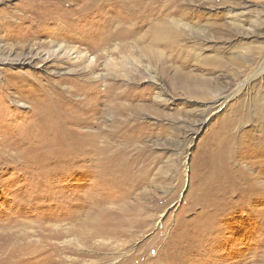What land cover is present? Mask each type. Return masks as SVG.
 <instances>
[{
  "label": "rangeland",
  "instance_id": "obj_1",
  "mask_svg": "<svg viewBox=\"0 0 264 264\" xmlns=\"http://www.w3.org/2000/svg\"><path fill=\"white\" fill-rule=\"evenodd\" d=\"M139 2L0 0L11 22L0 27V264H264V173L250 149L264 146V0ZM45 43L70 52L33 61ZM66 58L94 60L93 86L87 63ZM26 78L56 101L34 127L49 132L25 136L47 96L3 88ZM113 84L124 97L87 112L84 91ZM218 165L243 168L255 191L214 180Z\"/></svg>",
  "mask_w": 264,
  "mask_h": 264
},
{
  "label": "bare ground",
  "instance_id": "obj_2",
  "mask_svg": "<svg viewBox=\"0 0 264 264\" xmlns=\"http://www.w3.org/2000/svg\"><path fill=\"white\" fill-rule=\"evenodd\" d=\"M82 1V0H81ZM141 2L142 0H138V2ZM80 2V1H79ZM139 2V3H140ZM90 4V3H89ZM128 5V4H127ZM76 6V5H75ZM79 6V5H78ZM87 6H88V3H87ZM91 6H93V5H91ZM130 6H132V5H130ZM125 7V6H124ZM82 8V7H81ZM69 9V8H68ZM124 9V8H123ZM82 10V9H81ZM149 10V9H148ZM78 11V10H77ZM136 11V10H135ZM74 12H75V10H74ZM80 12V11H79ZM138 11H136V13H137ZM84 13V12H83ZM106 14V13H105ZM131 14V13H130ZM43 15V14H42ZM82 15V14H81ZM84 15H85V13H84ZM122 15V14H121ZM124 15V14H123ZM100 17V16H99ZM40 19V18H39ZM77 19V18H76ZM109 19V18H108ZM134 19V18H133ZM132 19V20H133ZM36 20V19H35ZM130 20V18L128 17V19H127V21H129ZM22 21V20H21ZM120 21V20H119ZM119 21H118V23H119ZM137 21V20H136ZM15 22V21H14ZM40 22V21H39ZM42 22V21H41ZM49 22V21H48ZM11 22H10V19H6V18H4V17H1L0 18V27H3L4 28V26H8L9 24H10ZM122 23V22H121ZM43 24V23H42ZM115 24V23H114ZM125 24V23H124ZM132 24V23H131ZM119 25V24H118ZM20 26H22V23H13V27L14 28H18V27H20ZM43 26V25H42ZM61 26V25H60ZM103 26V25H102ZM117 26V25H116ZM124 26V25H123ZM122 26V27H123ZM34 27V26H33ZM58 27V26H57ZM105 27V26H104ZM113 27V26H112ZM23 28V27H22ZM109 28H110V26H109ZM34 29H35V27H34ZM64 29V28H63ZM114 29V28H113ZM115 29H119L118 27H115ZM121 29V28H120ZM41 30V29H40ZM4 31H6V30H4ZM32 31H33V29H32ZM43 31H44V29H43ZM98 31V30H97ZM129 31V30H128ZM34 33H35V31H33ZM103 32V31H102ZM123 32H124V30H123ZM67 33V32H66ZM66 33L64 34V32H63V34L64 35H66ZM69 33V32H68ZM111 33V32H110ZM122 33V32H121ZM9 34V33H8ZM40 34V33H39ZM108 34V33H107ZM106 34V35H107ZM83 35V34H82ZM88 35V34H87ZM111 35H112V33H111ZM119 36H120V32H119V34H118ZM58 36V35H57ZM71 36V35H70ZM99 36V35H98ZM102 36V35H101ZM104 36V35H103ZM65 37V36H64ZM102 38H104V37H102ZM111 38V37H110ZM27 39V41H31V37H27L26 38ZM66 39V38H65ZM85 39V38H84ZM100 40V39H99ZM39 41V40H38ZM54 42V41H53ZM66 42V41H65ZM36 43V42H35ZM43 43V42H42ZM33 44V43H32ZM52 44V42L49 44V45H51ZM80 44V43H79ZM99 44H101V43H99ZM109 44V43H108ZM29 45V44H28ZM38 47H37V46ZM81 45V44H80ZM83 45V44H82ZM110 45V44H109ZM34 46H36V48H34V50L37 52L36 54H34L33 53V51H32V53H31V59L33 60V61H37L38 63H48V60H50L51 59V57H53V56H58L60 53H62V52H65V54H69V52H70V50L68 51V49H67V47H66V45H64V44H60L59 46H58V48L56 49V50H54V51H52L53 53H49L48 54V50L46 51V43L45 44H35ZM26 48V47H25ZM73 48V47H72ZM96 48V47H95ZM104 48H105V46H104ZM103 48V49H104ZM9 50V49H8ZM50 51V50H49ZM107 51V50H106ZM13 52V51H12ZM41 52H46L45 54H47L46 55V57L47 58H44L42 55H41ZM58 52H60V53H58ZM68 52V53H67ZM77 52V51H76ZM75 53V52H74ZM93 53V52H92ZM110 53V52H109ZM22 54V53H21ZM51 54V55H50ZM56 54H58V55H56ZM79 54V53H78ZM49 55V56H48ZM16 56V55H15ZM109 56V55H108ZM13 57V56H12ZM19 57V56H18ZM17 57V58H18ZM65 57V56H64ZM4 58V57H3ZM69 58V57H68ZM68 58H66L65 60V62L67 63V61L69 62L70 61V59H68ZM97 58V57H96ZM43 59H45V60H43ZM54 59V58H53ZM62 59V58H61ZM76 59V58H75ZM80 60H78V62H80V63H77V64H71L70 62H69V65H71V66H74V65H76V66H79V64H83V58H79ZM47 60V61H46ZM0 61H4V60H0ZM46 61V62H45ZM73 61V60H72ZM13 63V60H10L8 57L5 59V63ZM58 62V61H57ZM73 62H75V61H73ZM30 63V62H29ZM32 63V62H31ZM86 63H87V68L86 69H88V72L87 71H85L86 69H83L84 71H85V73L83 74V78H84V80H83V86H84V88L86 89V88H90L91 86H93V84H94V82H93V80H92V78H90V77H88L92 72L91 71H93V70H95V67H96V65L94 66V60L93 59H88V60H86ZM86 63H84V64H86ZM118 63V62H117ZM117 63H115V64H117ZM0 64H4V63H1L0 62ZM37 64V63H36ZM59 64V63H58ZM83 64V65H84ZM119 64V63H118ZM12 65V64H11ZM84 67V66H83ZM120 67V66H119ZM117 68V67H116ZM120 69V68H119ZM123 69V68H122ZM114 70H115V68H114ZM8 72H9V70H6L5 71V73H6V76H7V74H8ZM91 72V73H90ZM3 73V72H2ZM11 74V73H10ZM113 75V74H112ZM9 76V75H8ZM11 77V76H10ZM20 77H22V76H20V74H19V76L17 75V78H20ZM5 78V77H4ZM9 78V77H8ZM82 78V79H83ZM29 79H31V78H26V84H24V85H18V86H15L14 88H10L11 87V85H12V81H7L6 83H5V86L3 87L4 89H16V90H20L22 93H25V92H27V89L26 88H32V87H35L36 88V96L38 95V96H47L50 100H51V103L50 102H47V103H44V104H42V103H39L38 105H37V109H39V111H40V113L36 116V120H34L32 123L34 124V125H36L38 122H39V124L38 125H36V126H33V127H30V129L27 131V132H25V136H29V135H34V131H38L39 133L41 132H44V131H48L49 132V130H46V128L44 127V128H40L39 130H34V127H37V126H39L40 124H43L42 123V120H43V117L45 116V117H49L47 114H44L43 113V111H42V109L41 108H44L43 110H46V112H49V114H50V118H51V116L53 115L52 113V111H51V109H53V108H55L54 107V105L56 104V101L53 99V98H50L49 97V91H48V89H46L43 85H41L40 83H37V82H35V81H31L30 82V80ZM66 81V80H65ZM116 82V81H115ZM250 82V79H248V81H247V83H245L241 88H240V91L242 90V89H244L245 87L247 88V84ZM22 84V83H21ZM77 85V84H76ZM123 87V86H122ZM83 88V87H82ZM116 88H117V85L116 84H113V85H110L107 89H106V91L105 92H103V93H100V92H97V91H84V94H85V97H86V102H87V104H88V102L90 103L89 105H88V107L86 108V111L87 112H91V111H94L95 110V107L96 108H98L99 109V107H98V105H93L92 104V101H90L91 99H101V103H105L107 106H109V103H113V102H115V101H117V100H119V99H121L122 97H124V93H118L117 92V90H116ZM84 89V90H85ZM15 90V91H16ZM15 93V92H14ZM2 95H3V93H2ZM101 97H103L104 98V100H102V98ZM64 98V97H63ZM2 101V100H1ZM14 102V101H13ZM63 102H65V101H63ZM15 103V105H18L19 103H21L20 101H15L14 102ZM68 104V103H67ZM97 104V103H96ZM100 104V103H99ZM82 105V104H81ZM101 105V104H100ZM222 105V104H221ZM220 105V106H221ZM61 106V105H60ZM73 106V105H72ZM71 106V107H72ZM85 106V105H84ZM84 108V107H83ZM5 111V110H4ZM41 111H42V113H41ZM68 113H69V111H66V115H68ZM1 117V116H0ZM88 118V117H87ZM90 118H91V115H90ZM237 116L234 114L233 116H232V119H231V121H229L227 124H226V126H224V128L222 129V136L223 135H226V132H227V130L229 131L230 129H231V127H234V124H235V122H237ZM92 119V118H91ZM57 121V120H56ZM93 121V120H92ZM91 122V121H90ZM73 123H75V122H73ZM56 125V124H55ZM38 128V127H37ZM52 128V127H51ZM122 130V129H121ZM32 131V132H31ZM117 131H118V129H117ZM5 132V131H4ZM119 132V131H118ZM118 132H116V133H114V135H118L117 133ZM45 133V132H44ZM54 133V132H53ZM64 133V132H63ZM67 133V132H66ZM3 134V133H2ZM7 134V133H6ZM56 134V133H55ZM72 134V133H71ZM22 135L24 136V134L22 133ZM21 135V136H22ZM44 135V134H43ZM53 135V134H52ZM51 135V136H52ZM48 136V135H47ZM50 136V135H49ZM72 138H74L75 140H77V142H75V145H76V149L77 150H81L82 149V146H81V142H80V140H79V134H72ZM114 137V136H113ZM112 137V138H113ZM259 138V137H258ZM19 139V138H18ZM23 139V138H22ZM34 139V138H33ZM43 139H45V138H43ZM62 139V138H61ZM65 139H67L66 137H65ZM71 139V138H70ZM254 139V138H253ZM257 139V138H256ZM260 139V138H259ZM29 140V139H28ZM36 140V139H35ZM34 140V141H35ZM45 140H48L47 138L45 139ZM51 140V139H50ZM53 140V139H52ZM98 140V139H97ZM260 140H262V138L260 139ZM15 141V140H14ZM13 141V142H14ZM23 141V140H22ZM70 141V140H69ZM224 141V142H223ZM222 141V143H221V145H219V147H218V151L216 152L217 154H216V157H218V156H220L221 157V160H222V163H225L226 162V151H224L225 153H221V151L219 150V148L220 149H225V148H227V146L229 145V142L227 141V140H223ZM255 141V140H254ZM250 142V149L253 151V150H255L256 152L254 153V160L255 159H258L257 161L260 163V172L261 173H264V146L261 144V143H256V142ZM17 142V141H16ZM104 142H105V140H104ZM30 143V142H29ZM52 143V142H51ZM55 143V142H54ZM48 144V143H47ZM9 145V144H8ZM15 145V144H14ZM27 145V144H26ZM60 145V144H59ZM99 145V144H98ZM24 146V145H23ZM37 146H39V144H37ZM40 146H42L41 144H40ZM52 146V145H51ZM67 146V145H66ZM21 147V146H20ZM68 147V146H67ZM53 148V147H52ZM55 148V147H54ZM57 148H58V146H57ZM70 148V147H69ZM83 150H85L86 151V149H84L83 148ZM217 150V149H216ZM88 155V154H87ZM87 155H85V153L82 155V156H86L87 157ZM215 157V156H214ZM237 158H238V156H237ZM244 159V158H243ZM6 160H8V159H6ZM252 160V159H251ZM75 162V161H74ZM246 163H248V164H251V163H253L252 161H250V159H249V161H246ZM232 164V163H231ZM249 166V165H248ZM218 171H219V176H216V178L214 179V180H229L230 178H233L234 180H235V178L237 179V180H247V181H245L243 184L244 185H248L249 186V188H248V190H250V192H254L255 190H254V184L251 182V181H248V180H258L257 178H252L249 174H247L246 173V171L243 169V168H238V169H229V168H227V169H225L224 167L222 168V167H220L219 165H218ZM259 172V173H260ZM215 177V176H214ZM261 178V177H260ZM233 188V187H232ZM255 189H257L256 187H255ZM257 191V190H256ZM252 196V195H251ZM250 196V197H251ZM247 197H249V195L247 196ZM221 204H224L223 202H219V205H221ZM213 207V206H212ZM219 207V206H218ZM214 208V207H213ZM224 210L222 209V210H220L218 213H220V215L219 216H223L224 215ZM209 218V217H208ZM212 218V217H211ZM210 219V218H209ZM207 220V219H206ZM214 220V219H213ZM208 224V223H207ZM204 225V224H203ZM246 225V224H245ZM242 226H244V225H242ZM243 229V228H242ZM238 230V229H237ZM208 234V233H207ZM231 240V239H230ZM245 243V242H244ZM242 246V245H241ZM225 247H228V246H225ZM226 251L228 250L227 248L225 249ZM225 251V252H226ZM229 252H232V249L229 251ZM229 252H227L226 254H225V256L227 257V256H229L230 257V255H229ZM228 257V258H229ZM227 258V259H228ZM185 261V260H184Z\"/></svg>",
  "mask_w": 264,
  "mask_h": 264
}]
</instances>
